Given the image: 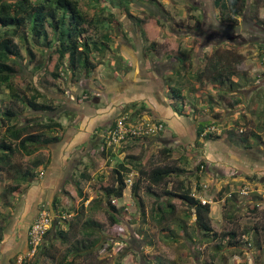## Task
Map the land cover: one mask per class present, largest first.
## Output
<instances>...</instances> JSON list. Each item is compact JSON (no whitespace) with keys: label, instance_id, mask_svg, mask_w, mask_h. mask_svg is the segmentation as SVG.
Instances as JSON below:
<instances>
[{"label":"rangeland","instance_id":"374dc122","mask_svg":"<svg viewBox=\"0 0 264 264\" xmlns=\"http://www.w3.org/2000/svg\"><path fill=\"white\" fill-rule=\"evenodd\" d=\"M125 1L128 2L127 5L124 0H99L97 4L91 0H79L80 8L88 17H97L99 20L96 26L87 27V34L90 39L100 40L107 47L101 55L91 54V62L95 67L88 72L76 71L73 74L66 59L60 67H55L57 58L54 48L31 42L27 28L14 38L19 45L20 57L13 56L11 60L16 61L9 62L15 69L11 80L18 89L19 96L23 97L25 94L29 97L35 87L42 92L39 101L58 106L57 110L49 113L30 112L18 100L17 109L26 111L21 115V121L28 118L40 121L55 117L54 120H59L63 127L55 130L53 134H57L62 140L68 126L73 125L76 120H81V115L86 116L91 123L100 119L102 126L107 128L118 116L125 113L131 115V112L137 109L134 104L139 107L143 103L147 110L148 104L144 100L150 101L151 96L135 97L133 101L125 100L128 88L133 89V96L142 95L132 87L135 83L133 80L139 78V73L126 75L123 79L125 72L131 67L124 52L129 48L122 43V38H127L128 34L123 26L130 25L135 30L141 26V34L137 39L142 40V45L138 50L143 60L148 61V69L154 74L151 81L155 84V90L151 92L163 94L164 100L167 98L170 106L176 104L180 109L182 105L181 112L188 113L181 116H188L187 119L192 123L197 124L200 119L209 121V124L213 122L217 131H222L223 134L228 130L232 136L255 132L257 137L250 141L255 140L257 143H254L252 148H259L264 154V0H245L240 7L243 14L238 16H230L227 11L216 8L210 0H157L159 5L156 6H152V3L156 2L153 0ZM142 30L146 33L148 31V36L146 33L144 36ZM103 34L109 35L111 40L106 42L102 39ZM21 37H24L23 41ZM79 39L83 41L85 38ZM153 43L155 45L152 48ZM29 52H32L33 56ZM174 53H178L183 60L180 62L175 59ZM214 64H218V68L223 70V75L231 72L230 80L233 81L234 88L229 90L228 83L221 85L215 82L210 76L212 72L202 75L200 80L196 78L201 69L212 68ZM128 80H131V87H127ZM140 84L145 87L144 82ZM172 87L180 89L183 92L182 97L171 99L169 94ZM7 95L5 92L0 96L1 109L9 107L12 99ZM90 107L97 108L92 111V115L87 111ZM142 114L146 115L145 111ZM1 123L0 111V136L5 129ZM79 126L80 124L77 128ZM82 128H85L84 136L92 132L85 125ZM228 134H223L218 140L223 139L222 142L231 148L234 142ZM99 138L102 136L96 138L93 134L91 145L87 146L69 138L72 141L70 148L62 149L68 156L60 159L62 163H66L63 167L64 175L60 177L63 179L60 190L55 192L49 201L40 202L37 211L32 205L27 206L26 216L19 221L27 225L38 211L51 212L53 221L43 240V246L34 257H30L27 251L25 255L21 254L20 259L19 253L12 256L9 264H66L69 261H72V264H264V204L258 202L254 211L246 207L247 203L241 199L243 196L238 194L234 186L233 177L236 174L228 175L224 171L217 180L210 169L208 172L198 171L195 168L199 162L196 157L199 158L204 151V144L200 143V140L196 144V137L183 142L175 141L169 136L152 134L125 145L128 147L120 149L125 150L120 158L121 156L108 154L111 152L105 155L96 149L92 150L98 144L96 142ZM54 144L39 151L43 160L48 155L45 163L53 152L55 155L56 150H61L60 143L55 144L56 147ZM162 146L171 148L172 155L161 154L159 151ZM35 152H16L12 157L15 165L10 169L12 171L0 172V211L3 214L0 224L4 229L12 217L17 218L23 214L19 208L21 206L23 209L25 206L17 201L24 198L33 182H23L16 193L5 194L4 188L15 184L16 169L29 168L39 179L46 174L47 167L42 170H39V167H31V162L36 157ZM128 161L132 162L131 171L136 174L132 176L133 184L140 166L175 163L184 173L174 179L184 180L185 184L191 186L192 190L195 188L198 194V183L201 186L202 183L207 187L213 186L216 190L227 186L222 198L228 197V194L236 196L228 203L219 200L215 209L210 212L212 228L216 232L231 229L241 234L245 232L251 245L241 243L240 247L234 248L222 242L220 245L223 248L219 250L216 247L218 240L211 239L194 228L191 220L192 210L187 214L184 203L174 202V213H169L165 219L158 221L154 214L156 197L145 192L143 184L139 185L137 196L141 198V203L132 195L133 184L124 188L121 197H113L110 200L111 204L121 210L118 223L110 224L107 219V200L102 188L109 186L114 180L112 170L116 168V164H127ZM129 173L130 170L124 172V179ZM252 177L251 183L264 187V178H256L259 177L257 174ZM80 191L86 200L79 196ZM54 199L56 201H53ZM95 200H102L99 205L103 208L96 207L93 204ZM64 209L70 215L60 219L57 212L60 213ZM87 226H91L92 231ZM59 229L64 230L65 235L54 233ZM96 238L98 241L92 245ZM76 248L82 250L80 255H75ZM88 249H91V254L86 253ZM197 253L201 256L210 253L212 261L204 260L198 263L194 259V254ZM73 254L75 257L72 259ZM237 255L239 260L235 257ZM23 259L26 261H22Z\"/></svg>","mask_w":264,"mask_h":264},{"label":"trees","instance_id":"16d2710c","mask_svg":"<svg viewBox=\"0 0 264 264\" xmlns=\"http://www.w3.org/2000/svg\"><path fill=\"white\" fill-rule=\"evenodd\" d=\"M91 1L94 2V4L99 2V0ZM153 1L156 2L155 4L152 3V6H156L157 4L159 5L157 0ZM210 1L216 8H219L222 11H227L230 16L243 14L240 7L245 0ZM124 3L127 5L128 2L124 0ZM136 20L141 22L139 18H136ZM96 24H99L98 18L88 17V14L80 8L79 0H0V96L6 92V95L8 94L7 96L12 99L9 107L0 108L2 116L1 126H4L5 128L3 135L0 136V172L4 170L12 171L10 169L15 167L12 157L16 152L32 154L40 148L57 143L60 140V137L53 133L55 130H60L63 127L59 120H54L55 117L44 118L40 121L29 118L26 121L25 119L24 121H21V115H24L26 111L22 108H19L20 110L17 109L19 107L17 105L18 100H20L22 105L26 106L30 112L49 113L57 110L58 106L39 101L38 98L42 96V92L35 87H33L34 92L29 97L24 94L23 90L22 92L24 96H19L20 94L18 93V89L13 85L11 80V76L15 73V69L9 62L13 56L20 57L19 45L14 38L27 28L30 33L31 42L36 44L40 43L41 45L54 48L55 57L57 58V62L54 64L55 67L58 68V66L63 63V60L66 59L68 62V68L73 74L76 71L88 72L95 67V64L91 62V54L97 53L98 55H101L103 50H107V47L102 43V41L90 39V36L87 34V27H92L93 25L96 26ZM140 27L141 26H139V29ZM144 31L145 30H142L145 36L146 31ZM147 33L146 35L148 36ZM80 37H84L85 39L81 41L79 39ZM23 38L24 37H21L22 41ZM102 39L109 42L111 37L107 34H103ZM154 45L155 44L153 43L152 48ZM30 54L33 56L32 52ZM173 56H175V59L180 62L183 60L178 53H174ZM207 72H212L210 76L215 82L221 85L228 83L229 90L230 88L232 89L235 87L233 81L230 80L231 72L223 75V70L218 68V64H214L212 68L206 67L204 70L201 69L196 78L198 80L202 79V75ZM54 75L59 76V74ZM182 93L183 92L180 89L172 87L171 94H169V96L171 99H177L182 97ZM1 99L2 97H0V103ZM133 106L137 109L131 112V117L139 118L141 115L143 116L142 113H144L146 109L144 104L142 103L139 107H137L136 104ZM181 107L182 105L179 109L176 104H171V108L174 112L178 115H183L184 113L186 116L188 112L182 113ZM66 113L68 114L69 112L66 111ZM161 123L163 124V129H161L156 135L167 137V132H165V121L161 120ZM209 123V121L201 119L197 121L195 127L196 144L199 140L200 143H203L204 141L210 139H219L223 134L227 133H229L228 135L230 136V140L234 142L233 144L240 146V148H252L253 144L257 143L255 140L253 142L250 141V139L257 137V134L253 131L244 132L243 134H238L237 136H232V133L228 130L223 132V134L222 131L221 133L205 131L207 127L215 126L213 122L211 124ZM169 137H172L171 134ZM133 140L139 141L140 138H134ZM109 152H112V150L109 149ZM159 152L161 154L172 155V150L168 146H162ZM196 158L199 162H197L195 168L200 172H208L209 168L206 166L203 156L200 155V159L198 157ZM39 164L40 161L32 160L31 167L36 168ZM131 165V161H128L127 164H116V168H112L114 180L109 186H103L102 188L105 200H107V219L110 224L118 223V215L121 213L120 208L111 204L110 200L113 197L119 198L122 196L125 188L124 172L126 173L129 170L131 171ZM228 169L230 170L231 167L229 166ZM34 173L35 172L31 171L29 168L16 169V174L14 175L15 184L6 186L4 188V193H8L9 195L16 193V191L19 190L21 183H28L36 178V174ZM182 173H184V170L175 163H164L149 167L140 166L135 184L131 187L132 195L138 199L139 203H141V198H138L137 196L139 185L143 184L144 191L154 195L156 197L155 203L159 204H154L156 209L154 214L158 221L165 219L169 213H174V202L184 203L187 207V214L189 210H192L191 220L195 226L194 228L199 232L207 234L211 239L218 240L216 247L219 250L223 248H221L220 245L222 242H224L228 247H240L241 242L238 236L239 233H237L236 230L231 229L228 231L216 232L212 228L210 206H208V204H202L197 197L193 196L191 194L193 192L191 186H187L184 180L174 179L182 175ZM196 187L202 196L213 200L222 199L223 193L227 189V186L222 187L219 190H216L213 186L203 188L200 183H198ZM78 193L79 196H82L81 191ZM232 195L225 197L223 202L228 203L229 200H232V197L236 196L235 194ZM82 197H84V200L87 199L84 195ZM161 199L165 201V203L161 201ZM248 199H251L252 201H248ZM53 201H56V199ZM246 201V207L251 211H254L258 202L264 204V196L258 194L257 192H252L246 196ZM101 202L102 200H95L93 204L96 207L103 208V206L99 205ZM159 202L164 204L162 205ZM57 214H59V211ZM0 218H3L1 211ZM87 227L90 228V231H92L91 226ZM3 231L4 226L0 224V243ZM64 232V230L59 229L55 230L54 233L61 236L65 235ZM47 233L49 232L47 231L46 234ZM97 241L98 238L93 241L92 245H95ZM43 242L44 241H42L39 245L34 256L39 254L40 248L43 246ZM87 247L90 248L91 246ZM75 251L77 252L75 255H80L82 252V250H77V248ZM42 253L45 254V252ZM86 253L91 254V249H88ZM75 255L73 254L72 259ZM22 261L26 260L23 259ZM66 264H72V261L66 262Z\"/></svg>","mask_w":264,"mask_h":264},{"label":"crops","instance_id":"0c3cea01","mask_svg":"<svg viewBox=\"0 0 264 264\" xmlns=\"http://www.w3.org/2000/svg\"><path fill=\"white\" fill-rule=\"evenodd\" d=\"M123 27L124 31L128 32L126 36L127 38H122L123 45H127V47L129 48L128 51H124L126 53L125 58L128 59L129 65L131 66L130 69L125 72L123 79L126 75L128 76L129 74L132 75L133 73L138 72L140 76L139 78H135V80H133L135 83L132 84V87L137 90L139 94L142 93V95L139 97L133 96V89L129 90L130 88H128L125 100L128 99L130 101H133V99L136 98H146L151 96L152 100L150 98V101L148 99L144 100V102L148 104L146 105L148 108L147 110H145L146 115L149 114L148 116L150 117L164 120L166 124L165 132H167L168 136H170V134L172 136L173 134L172 139H175V141L183 140V142H187L191 139H194L196 137V124L188 120L187 117L178 115L176 112H174L167 102V98L166 100H164L165 97L163 94L159 92L152 93L155 90V84L151 81L153 80L152 77H154V74L151 70L148 69V65L146 64L148 61L143 60V57L139 54L140 52L138 50V47L142 45V40L137 39L141 34V30L139 29V27L135 30V28L130 25H126ZM133 32H135V34ZM140 82H144L145 87H141ZM123 84L126 83L123 82ZM130 84L131 80H128L127 87H131ZM38 100H40V98H38ZM96 110L97 108L90 107L87 111L90 115H92V113ZM80 118L81 120H76L73 122V125L68 126L67 132L64 135L65 138L57 142L60 143L61 150H56L55 155L53 154V152L48 162L45 163V161L48 160V155L45 156V160H43V155L39 152L44 148H41L35 152L36 157L33 160L40 161V164L37 166L39 167V170L47 167L45 171L46 174L44 173L45 175L43 177L41 176L40 179L38 177L33 179V182H31V186L28 187L24 198L17 201L18 204L25 207H23L22 209V207L20 206L19 210L23 211V214H20L21 216H18L17 218L12 217L9 221L10 226L7 225L3 231V240L0 243V264H9V260L11 259V257L16 256L18 253L20 254L19 259L21 258V254L25 255L28 249L27 231L32 221L27 225H25L23 222L19 223V221L26 216L27 206L32 205L33 208L37 211V207L40 202L49 201V199L53 198L54 193L60 190V184L63 183V179L61 180L60 177L64 175L63 173L65 169L63 167L64 164H66L65 162L62 163L60 159H65L68 156L67 154H64V151H62V149L64 147L70 148L72 141L69 138L71 137L74 139V141H78L80 145L86 144L87 146L91 145V137L93 134L96 135V138L101 137L103 133L102 131L105 129V127L102 126L103 122L99 121L100 119L98 121L94 120L93 123H91L90 120L86 118V116L81 115ZM78 124H80L79 128H77ZM84 125L86 128L89 127L92 130L91 133H88V136H84L83 132L85 128H82ZM67 136L69 137L67 138ZM100 141L101 138H99V141L96 142L98 144H96L92 150L96 149L97 151H99L101 144ZM222 141L223 139H210L203 142L204 146L202 148L204 151L202 153V156L206 162L207 167L210 169V172H213L214 177L218 180L223 175L224 171L225 173H227V171L229 170L228 167L230 165V167L235 170L236 176L233 177V179L235 180L234 186L236 187L235 189L237 191L240 186L244 184H250L252 188H255V192L259 193L262 185L256 183V187H253L255 185L251 183L250 180L253 178V174L259 175V177L256 178H264V167L262 166L264 165L263 151H261L259 148L257 150H255V148L245 149L240 148V146L236 145H232V147L230 148L229 145L224 144ZM129 143H132V141L124 143L122 146L117 147L118 149L114 148L111 153H108V150H102L101 153H105V155L106 153L115 154L119 157L121 156L120 158H122L125 150L120 151V149H125L126 147H128L125 145H128ZM56 146L57 145H55V147ZM250 151L253 152L251 153ZM119 152L121 153L117 154ZM241 199L245 200V203L247 202L246 197H241ZM248 201L252 200L248 199ZM194 256V259L197 260L198 263L204 260L208 262L211 257L210 253L207 256L205 254L204 256H201L199 253L194 254ZM235 257L239 259L238 255Z\"/></svg>","mask_w":264,"mask_h":264},{"label":"built area","instance_id":"2783aa9c","mask_svg":"<svg viewBox=\"0 0 264 264\" xmlns=\"http://www.w3.org/2000/svg\"><path fill=\"white\" fill-rule=\"evenodd\" d=\"M149 115V114H148ZM148 115H141L139 118L131 117L129 113L122 114L114 119V121L105 128L102 133L101 144L99 151L111 149L112 151L118 145H122L125 142L132 141L134 138H145L150 135H156L161 129H163V124L161 119L153 118ZM214 126L207 127L205 131H214L220 133L216 130ZM207 166V165H206ZM227 174L235 175V170H228ZM136 175L133 171H130L128 177L124 179L125 187H130L133 184L132 176ZM202 187L206 188L207 185L202 183ZM255 188H252L250 184H244L238 188V194L240 196H248L250 193L255 192ZM262 196H264V187L259 191ZM193 196L197 197L202 204H208L210 206V212L215 209L216 204L219 200H213L203 197L200 193L193 189L191 193ZM230 196V194H228ZM220 200H224L223 198ZM67 210H61L57 215L60 219H65L69 216ZM53 221V216L51 212L40 210L38 211L35 218L32 220L27 234L28 249L27 252L31 256H34L37 252L39 245L42 243L46 232L50 229ZM120 231L122 228L116 227ZM240 241L245 245L249 246L250 242L246 234L242 233L239 235ZM249 264V263H245Z\"/></svg>","mask_w":264,"mask_h":264},{"label":"clouds","instance_id":"9594fccd","mask_svg":"<svg viewBox=\"0 0 264 264\" xmlns=\"http://www.w3.org/2000/svg\"><path fill=\"white\" fill-rule=\"evenodd\" d=\"M243 197H246V196H243ZM242 233L246 234L245 232H242ZM240 234H241V233H239V235H240ZM239 235H238V236H239ZM246 235H247V234H246ZM247 237H248V236H247ZM248 240H249V237H248ZM240 242L243 243L242 241H240ZM249 242H250V245H251V241H249ZM243 244H244V243H243ZM250 245H249V246H250ZM246 246H247V245H246ZM238 260H239V259H238Z\"/></svg>","mask_w":264,"mask_h":264},{"label":"flooded vegetation","instance_id":"af4514ba","mask_svg":"<svg viewBox=\"0 0 264 264\" xmlns=\"http://www.w3.org/2000/svg\"><path fill=\"white\" fill-rule=\"evenodd\" d=\"M24 224H25V223H24ZM24 224H23V225H24Z\"/></svg>","mask_w":264,"mask_h":264}]
</instances>
